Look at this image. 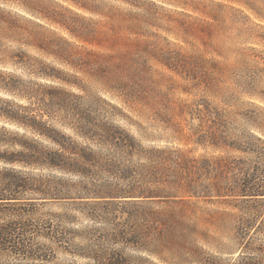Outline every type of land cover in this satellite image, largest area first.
I'll use <instances>...</instances> for the list:
<instances>
[{
  "label": "rangeland",
  "instance_id": "rangeland-1",
  "mask_svg": "<svg viewBox=\"0 0 264 264\" xmlns=\"http://www.w3.org/2000/svg\"><path fill=\"white\" fill-rule=\"evenodd\" d=\"M31 2L45 8L0 1L14 25L0 38V193L16 198L0 201L12 228L0 264H254L264 232L242 222L264 199L243 191L264 185V0H157L150 53L112 69L76 34L127 4ZM117 131L137 145L106 139ZM193 184L211 196L191 197ZM141 190L164 197H117Z\"/></svg>",
  "mask_w": 264,
  "mask_h": 264
},
{
  "label": "trees",
  "instance_id": "trees-1",
  "mask_svg": "<svg viewBox=\"0 0 264 264\" xmlns=\"http://www.w3.org/2000/svg\"><path fill=\"white\" fill-rule=\"evenodd\" d=\"M0 1H10V0H0ZM12 1H19L22 2L24 8L30 9V10H39L44 9V6H39V4L36 6L35 4H32L31 0H12ZM125 4H127L130 8L127 11H114L112 13H106L109 15L110 22L105 24L103 27H100V29L96 30L92 27H87L85 29L86 32L82 31V29L78 30L76 36L79 38V40L85 42V43H96L98 47L106 50L103 51V53H97L96 60L100 64H107L110 66L109 69H112L113 67H121L125 68L123 64L129 65L128 67L135 66L136 64L140 63V56L142 57V52H145L147 54L151 51V45L153 41L151 38L154 37L155 32L151 31V28L158 27L157 22L159 19H157L158 15V9L159 6L156 3L157 0H119ZM164 1H171L170 3H176V0H164ZM178 5H182V3H176ZM84 7V6H83ZM220 7V5H219ZM86 10H91V8L84 7ZM194 8V6H193ZM196 11H200L204 8H195ZM220 9V8H219ZM201 13H207L206 10H202ZM213 14V13H212ZM13 20L9 17L8 13L3 7H0V38H2V33L5 29V26L7 25L8 28L14 27L12 24ZM207 27V26H203ZM208 28V27H207ZM144 61V60H143ZM117 62H120L119 64ZM127 67V68H128ZM120 76V75H118ZM47 127V133L46 136L53 141L54 143L63 146V143L61 142L62 134L57 131L54 128ZM34 131H40L38 128H35V126H31ZM122 132H109L106 135V139L112 140L118 147L125 146L127 148H134V145L136 144V141L133 137L130 136L128 133ZM131 155H134L130 152ZM48 158L45 160L48 165L51 167H60L65 168L67 167V161L65 158H67L63 153L61 152H50L47 154ZM259 157L264 159V154L260 155ZM86 158V156H85ZM87 159V158H86ZM146 181H151V178L145 177ZM256 180V177H254V181ZM168 185L167 187H170L169 185H180V182H166ZM165 184V183H164ZM196 185V183H194ZM193 184V185H194ZM192 185V182L188 185L190 188ZM193 186V195L191 197H209L211 195H208V191L200 189L198 186ZM142 191V190H141ZM254 191V192H253ZM216 196H223L221 192ZM10 196H7L5 194L0 193V201L1 200H8V199H16L12 197L13 194H8ZM243 195L245 196H253L255 202H259L257 200L264 199V185L263 184H257L255 186L254 182V190L251 188H248L247 190L243 191ZM177 197V195H174ZM119 198H132L127 199L125 202L127 204H138V201L141 203H145L147 200L153 201V199L156 198H162L164 197L159 192H152V190L142 191V192H128L127 194H124L122 196H117ZM138 199V200H133ZM137 202V203H136ZM139 202V203H140ZM130 214H133V218L135 217V212H129ZM141 218L144 221H150L147 213H139ZM248 217L245 218V222H242L243 224H246V227L250 228L253 226L252 222L254 220V228L257 229L258 232H264V218L263 212L260 210L259 207L254 205V216L253 213H248ZM131 217V215H129ZM152 219H159L157 214H152ZM138 217V216H137ZM254 217V218H253ZM181 225L186 229V232L184 234V237L188 239L190 235L198 234L197 232V225L193 223V225L188 224L186 222H181ZM11 226L4 227L0 226V249L5 245V243L8 241V236L11 234ZM165 238V236H163ZM264 252V247L260 249V252H257L256 256H254V264H264L261 262L262 254ZM241 257V256H240ZM96 264H130L128 260L122 261L118 257L113 258H95ZM239 264H253L252 262H243Z\"/></svg>",
  "mask_w": 264,
  "mask_h": 264
}]
</instances>
